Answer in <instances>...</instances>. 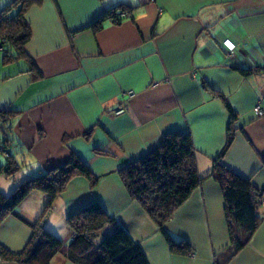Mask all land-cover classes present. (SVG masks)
Returning a JSON list of instances; mask_svg holds the SVG:
<instances>
[{
	"label": "crops",
	"instance_id": "crops-1",
	"mask_svg": "<svg viewBox=\"0 0 264 264\" xmlns=\"http://www.w3.org/2000/svg\"><path fill=\"white\" fill-rule=\"evenodd\" d=\"M10 1L0 0V9ZM119 4L127 13L119 22L107 20L96 32L88 27ZM22 13L30 28L23 48L34 65L0 62V109L14 112L0 129V152L21 164L12 177L0 173V191L9 194L28 173L58 167L71 155L95 184L74 175L46 210L48 196L34 190L17 214L39 220L67 247L66 217L95 200L139 243L149 264H264V205L249 241L223 263L230 245L224 200L207 176L226 142L227 102L235 113L233 138L219 163L264 189V0H38ZM241 68L252 71L243 75ZM116 106L124 111L114 114ZM168 132L190 134L202 177L164 224L174 241L190 245L188 254L170 252L119 174ZM20 217L0 222V245L12 252L32 235ZM49 264L74 263L58 252Z\"/></svg>",
	"mask_w": 264,
	"mask_h": 264
},
{
	"label": "trees",
	"instance_id": "trees-1",
	"mask_svg": "<svg viewBox=\"0 0 264 264\" xmlns=\"http://www.w3.org/2000/svg\"><path fill=\"white\" fill-rule=\"evenodd\" d=\"M37 1L11 0L0 9L1 63L26 59L30 61V67L34 65L32 60H28L30 58L23 48L29 40L30 28L22 18V12ZM125 9L126 7L120 4L112 6L88 24V27L96 32L107 20L117 23L123 17L122 14H127ZM29 70L31 69L28 67L26 71ZM250 70L239 69L243 75L250 73L252 71ZM32 75L34 78L38 77ZM225 104L230 113V127L235 119V113L227 102ZM13 117V111L0 109L2 132H4L2 126L11 122ZM229 127L225 145L207 175L220 185L224 200L230 245L224 254L223 263L249 241L258 227L261 216L257 202L264 196V189L253 188L248 180L219 163V157L232 142L233 136ZM0 151H4L3 146ZM9 156L5 155V164H0V173L12 177L20 169L21 164L12 161ZM119 174L128 195L138 202L155 222L170 252L188 254L190 245L184 240L174 241L164 228V224L202 180L196 168L190 134L180 132L164 134L156 148L132 161L121 169ZM74 175L86 176L92 185L95 184L85 163L76 155H71L66 163L16 184L9 194L0 191V222L9 214L20 217L15 211L16 207L34 190L42 191L48 196L44 206L46 210ZM20 218L32 228L31 238L20 252H12L0 245V259L3 261H15L18 264H49L53 255L60 252L74 264H149L139 243L114 217L103 210L98 201H90L66 217L72 232L67 247L60 238L44 228L39 220L29 223ZM107 226L111 229L103 231ZM99 234L101 238L95 242Z\"/></svg>",
	"mask_w": 264,
	"mask_h": 264
},
{
	"label": "built area",
	"instance_id": "built-area-1",
	"mask_svg": "<svg viewBox=\"0 0 264 264\" xmlns=\"http://www.w3.org/2000/svg\"><path fill=\"white\" fill-rule=\"evenodd\" d=\"M126 14H122V16H125ZM124 111V107L123 106H117L113 112L114 114H120ZM254 111L257 113V114H261L262 111L260 109L259 106H255L254 107ZM2 149V146L0 145V150ZM261 205H264V196H261L260 200L257 202V206H258V210L260 208Z\"/></svg>",
	"mask_w": 264,
	"mask_h": 264
},
{
	"label": "rangeland",
	"instance_id": "rangeland-1",
	"mask_svg": "<svg viewBox=\"0 0 264 264\" xmlns=\"http://www.w3.org/2000/svg\"><path fill=\"white\" fill-rule=\"evenodd\" d=\"M2 135H3V134L0 132V138L3 137ZM5 162H6V157L3 155L2 152H0V164H5ZM30 169H31V168H29L28 170L30 171ZM31 175H32V176H31ZM37 175H38V174H36V172L34 171V173H28V174H27V177L30 178V177H34V176H37ZM7 177H8V176H7ZM11 182H12V181H11ZM1 186H2L4 189H6V188H5V185H4V183H3V181L1 182ZM7 191H8V190H7ZM100 238H101V235L99 234V236L96 237L95 242L98 241Z\"/></svg>",
	"mask_w": 264,
	"mask_h": 264
},
{
	"label": "clouds",
	"instance_id": "clouds-1",
	"mask_svg": "<svg viewBox=\"0 0 264 264\" xmlns=\"http://www.w3.org/2000/svg\"><path fill=\"white\" fill-rule=\"evenodd\" d=\"M117 107V106H116ZM115 109V108H114Z\"/></svg>",
	"mask_w": 264,
	"mask_h": 264
}]
</instances>
